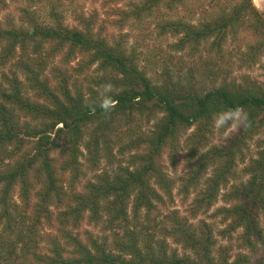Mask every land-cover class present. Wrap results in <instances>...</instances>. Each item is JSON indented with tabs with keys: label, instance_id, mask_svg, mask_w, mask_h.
Instances as JSON below:
<instances>
[{
	"label": "trees",
	"instance_id": "trees-1",
	"mask_svg": "<svg viewBox=\"0 0 264 264\" xmlns=\"http://www.w3.org/2000/svg\"><path fill=\"white\" fill-rule=\"evenodd\" d=\"M41 1L26 0L17 22L0 23V264H264L256 249L264 245V137L244 163L249 140L264 131V82L231 77L234 65L264 69V15L253 1L116 0L120 25L157 17L158 34L175 38L172 52L197 56L185 81L165 65L161 83L126 33H102L79 13L71 25L57 7L42 17L32 7ZM193 71L205 81H193ZM236 109L241 118L211 143L214 120ZM137 115L153 124L120 147L127 160L114 167L120 119ZM190 129L180 179L184 193H196L192 214H163L173 189L163 151ZM102 156L110 169L77 189L81 157L96 170ZM218 199L225 231L238 232L249 252L231 254L209 222H192ZM84 221L97 233H81Z\"/></svg>",
	"mask_w": 264,
	"mask_h": 264
},
{
	"label": "rangeland",
	"instance_id": "rangeland-1",
	"mask_svg": "<svg viewBox=\"0 0 264 264\" xmlns=\"http://www.w3.org/2000/svg\"><path fill=\"white\" fill-rule=\"evenodd\" d=\"M257 9L264 15V0H252ZM26 0H7V6L0 10V23H3L8 19H13L17 22L21 16L19 7L27 5ZM121 2L116 0H43L32 7L37 8L42 17L48 15V11L52 7H57L60 9L65 17L67 23L71 25H76L78 23L77 14H83L86 17L92 16L96 19V28L100 29L102 33L107 35H117L119 32L127 34L128 43L130 46L134 47L136 51L140 53L141 63L148 75L154 80V82L161 83L165 79L164 66L168 65L174 71L181 68L182 79L187 75L189 68L196 67L198 61L197 56L188 55L187 52H172L168 47V44L175 40L174 37L170 35H160L155 29V23L157 17H152L143 21L142 23H130L127 22L124 25H120L118 22L119 14H117V9L120 7ZM165 14V12H163ZM181 15L184 10L181 9L179 12ZM58 57L54 60V63H58ZM182 61V62H181ZM74 63V62H73ZM72 64V63H71ZM177 64V65H176ZM174 65V66H173ZM234 70L231 74L232 78H236L241 73H248L252 78L257 79L260 82H264V69L260 64L254 65L250 69L239 70L236 65L233 66ZM47 74L50 75V69H47ZM195 78L193 81H198L201 83L205 81L204 78H200L196 71H193ZM175 73V72H174ZM177 78V77H176ZM174 77V79H176ZM185 81V78L183 79ZM89 81H83L82 85L87 91ZM91 83V87H93ZM137 115L135 119L128 121L125 118L120 119L119 125V137L121 136V142H117V138L113 137L116 141L112 147V153L114 155V167L118 164H125L129 152L121 153L120 147L126 145L130 139H133L136 134L140 131H147L151 128L153 124V119L146 120V118H140ZM132 132H128V131ZM230 128L226 131L221 132L220 127L213 128V134L210 137L211 143H220L221 139L230 132ZM191 129L188 130L178 141L177 148L173 149L171 146L164 148L162 155V163L167 170L168 174L173 180V189L171 199H167L165 206L161 207V212L164 214L167 211L176 209L181 215L191 216V205L196 196V193H184L182 191L181 179L184 168L188 159V152L191 150V138H189ZM264 137V131L258 135H255L248 142V149L244 152V163L252 156H255V152L258 149V143ZM83 153L86 155V149L83 144L80 146ZM83 163L84 175L79 178L80 185L77 189H82V183L86 179L92 178L94 171L102 172L104 170L110 169V164L105 156L100 159V164L96 170H92L87 167L88 162L85 157H81ZM244 163H240L238 170L240 172ZM191 191H193L191 189ZM14 200L16 203H20L17 194H14ZM224 202L218 199L215 204L206 211H199L196 214L195 219L192 222L196 223L199 219H204L209 222L214 229V234L216 236L218 245L225 246L230 250L231 254H235L238 251L249 252L247 248H241L240 242L237 239L238 232L225 231L229 220H224L222 215H216L215 210L217 207L223 205ZM89 229L95 233L99 230L98 228H93L88 222H83L80 226L81 233ZM83 237V236H82ZM170 243L171 240H170ZM44 244V243H43ZM41 244V245H43ZM173 245V244H172ZM256 249L258 250V255H264V245L257 244Z\"/></svg>",
	"mask_w": 264,
	"mask_h": 264
},
{
	"label": "clouds",
	"instance_id": "clouds-1",
	"mask_svg": "<svg viewBox=\"0 0 264 264\" xmlns=\"http://www.w3.org/2000/svg\"><path fill=\"white\" fill-rule=\"evenodd\" d=\"M107 106V105H106ZM242 110L236 109L234 111H229L227 113L220 114L215 120H214V126L216 128H219L222 126L227 120L230 119H236L239 120L241 118ZM236 125L233 124L232 127H235Z\"/></svg>",
	"mask_w": 264,
	"mask_h": 264
}]
</instances>
